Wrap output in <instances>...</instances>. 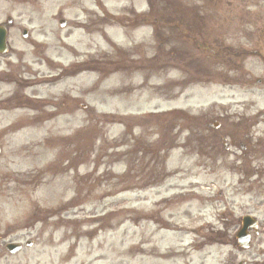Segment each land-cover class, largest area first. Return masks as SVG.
Instances as JSON below:
<instances>
[{
  "label": "rangeland",
  "instance_id": "374dc122",
  "mask_svg": "<svg viewBox=\"0 0 264 264\" xmlns=\"http://www.w3.org/2000/svg\"><path fill=\"white\" fill-rule=\"evenodd\" d=\"M60 2L62 0L36 1L50 4L52 7L49 10L54 9V5ZM144 3L148 9L144 16L147 15L151 19L161 18L166 22L170 18L176 20V13L173 11L175 8L179 18L187 12L189 20L204 21L198 28L187 29V35L194 37L189 38V41L193 39L194 44L189 43L185 37H180L179 28L172 27L173 21L159 24L156 27L157 37L153 31L152 39L135 49L128 44H125V49L115 47L123 45L124 39L120 35L116 36L118 42L114 39L115 46L101 42L99 36L94 33L93 37L88 36V64L92 63L93 66L88 67V81H83L82 77L78 78L76 83L78 102H85L88 107L86 110L76 108V130L72 127V118H61V126H64L63 121L65 122L66 134L73 135L74 131L73 143L66 149L63 144L56 148V143L51 149L53 155L49 157L43 154L46 152L42 144L46 140L42 139L40 142L30 138L29 144L26 141L29 155L27 160L21 162L19 170L13 168L12 172H6L10 173L14 180L28 178L34 182L29 186L26 197L15 193L10 206H6V219L10 218L17 226L24 220L25 213L29 221L35 218V207L42 211H57L63 205L72 206L66 218L76 223L75 242L64 241L65 232L58 228L55 218L46 221L44 225L36 224L35 229L38 230L35 232L42 233L38 249L41 248L43 253L37 257L38 263L29 264H60L55 262L63 258L64 252H67L72 243L75 246L71 264H182L186 261L199 263L201 258L196 253L188 251L186 258L184 254V257L181 256L179 251H185L200 241L197 232L207 240V227L218 230L223 225V217L232 222L229 219L232 215L237 218L248 214L255 217L261 230L259 237L251 239L250 249L244 254L253 255L255 259L256 251L264 248V180L257 172L264 166V155L260 151L253 155L252 170L258 175L250 182L243 179V184H239L241 176L230 170V161L225 165L216 166L213 153L209 155L207 150L201 151L203 145L197 141L201 134L205 137L211 136L209 128L205 126L216 123L218 116L259 117L260 110L264 109V91L262 85L257 84L264 79V65L258 57L264 55V0H151V6L147 0H76V17L77 20H84L85 12L81 10H88V31L96 32L99 26L102 27L98 22L107 21L102 18L105 12L119 13L118 17L124 18L127 24L128 19L134 21L136 10L144 9ZM15 4L22 3L0 0V22L5 21L7 16L14 20H26L25 17H19L24 13L22 8ZM193 8L197 9V15L191 13ZM126 24L113 27L121 29L122 33L127 35L130 28L127 29ZM132 27L136 31L143 29L141 25ZM142 32L141 30L140 33ZM55 45L54 42L48 44L49 51H54ZM121 50L125 52L128 63L133 56V61L140 60L138 69L124 67L118 70ZM241 56L245 57L244 60ZM146 61L151 64H146ZM109 62L114 64V70L109 71ZM133 75H136L137 79L132 77ZM129 76L131 78H128ZM147 76H150L147 83L150 81L151 86H155L149 91L143 83ZM126 78L127 81L123 80ZM182 79L185 81L176 85ZM130 83L135 87L133 92L127 88ZM135 84L140 86L136 87ZM87 85L88 96L84 97ZM145 95H149L158 104L170 100L173 103L168 109L177 108L183 112L171 115L166 119L165 125H162L165 121L163 118H158L157 122H140L141 129H135L133 132L137 134L147 128L151 133L157 131V135L164 134L158 139H162L161 146H167V138H171L166 132L183 136L180 142L185 141L186 145H180L182 153L178 155V159L189 161L178 164L183 167L179 169V175L184 182L180 183L178 178H174L169 186L157 190L156 194L152 189L126 188L135 184V180L148 179L142 176L140 168L150 169V153L156 148H153L154 145H145L149 153L146 155L145 151L141 152L134 143L136 140L133 142L121 135L119 124L113 123L118 121L116 116L112 119L107 116L128 115V111L125 112L122 105H119V102L124 104L125 101L117 97L128 96V99L137 102H148L149 99L144 98ZM137 107L145 108L142 105ZM133 113H137V110ZM184 115L190 118L206 115L202 122L204 128L198 122L186 120ZM110 121L113 124L105 125ZM127 126L129 129H124V132H130L131 123ZM38 134L43 136V131ZM120 135L122 137L119 140ZM155 139L154 135L148 141ZM20 145V139L13 140L12 152L19 149ZM119 145L127 147L122 148ZM58 152H71L75 155L76 162L72 170L59 171L46 165L48 161L55 159L54 153ZM19 156L18 153L17 157ZM15 157L14 154L11 155L14 161ZM144 158L148 164L138 165L137 162L143 161ZM174 161L173 154L170 158L171 164ZM44 171L46 172L41 174ZM128 173L135 179L128 178L118 185L117 178L125 177ZM144 173L147 175L149 172ZM155 195L201 197V204L197 201L189 205L173 202L168 206H172V209L163 213L165 219L169 214L177 216L173 218L174 223H182L184 228L186 226V235L177 238L170 236L167 239L164 237V240L161 238V232L151 228L148 216L152 211ZM0 206L5 207L4 204ZM203 223L204 228L199 231L198 226ZM173 229L176 231V228ZM31 237H34V233L30 235V239ZM156 245L159 252L154 249ZM212 251L211 255L215 253L213 260L207 259L205 264H217L215 257L217 258L218 252ZM219 251L223 258L225 250L220 248ZM207 252L206 249L205 253ZM171 256V262L160 261V258ZM242 258L238 256L236 262ZM219 259L220 256L218 261ZM261 260L263 257L259 255L256 261ZM12 263H16V260Z\"/></svg>",
  "mask_w": 264,
  "mask_h": 264
},
{
  "label": "flooded vegetation",
  "instance_id": "af4514ba",
  "mask_svg": "<svg viewBox=\"0 0 264 264\" xmlns=\"http://www.w3.org/2000/svg\"><path fill=\"white\" fill-rule=\"evenodd\" d=\"M22 1V4L15 5L22 8L24 14L19 17L26 20L8 18L0 23L12 48L0 53V204L5 205L4 208L0 206V264L38 263L37 257L43 253L41 248L38 249L42 233L35 232L38 230L35 226L39 223L44 225L51 218H55L58 228L64 230V241L75 242L76 223L66 218L71 204L63 205L57 211H42L35 207V218L29 221L25 213L19 226L5 216L6 206H10L13 195L19 193L21 197H26L29 186L34 183L28 178L14 180L10 173H6L12 172L13 168L19 170L21 162L27 160L29 130L44 131V137L49 140H61L60 118L74 116L76 112L77 56L70 51H61V45L71 49L65 44L74 32L88 42V10H81L85 12L84 20H77L76 0H65L52 10H49L50 5L36 3L37 0ZM52 42L59 45L58 50L54 48L53 52H47L45 44ZM262 62L264 65V55ZM87 67L88 60L83 61L80 70L86 71ZM262 83L264 91V79ZM221 119L214 132V146L220 158L233 160L232 170H242L244 163L252 160V153L260 151L264 155V116L255 119L228 116ZM19 139V149L12 152V141ZM12 154L16 156L15 161L11 159ZM72 156L70 153H58L49 166L69 171L73 167ZM223 219L224 234H230L234 239L237 220L228 222ZM32 233L34 237L30 239ZM228 240L230 243V237ZM74 246L72 243L63 258L55 263H71ZM231 247L234 253L228 254L219 264H260L250 259V255L236 263V252L241 255L246 251L237 246L236 240H232ZM13 260L16 263H12Z\"/></svg>",
  "mask_w": 264,
  "mask_h": 264
},
{
  "label": "water",
  "instance_id": "95a60500",
  "mask_svg": "<svg viewBox=\"0 0 264 264\" xmlns=\"http://www.w3.org/2000/svg\"><path fill=\"white\" fill-rule=\"evenodd\" d=\"M3 37H4V33H2L1 31H0V50H2L3 49ZM249 218H246V219H244V222L246 221V220H248ZM244 229V228H243Z\"/></svg>",
  "mask_w": 264,
  "mask_h": 264
}]
</instances>
